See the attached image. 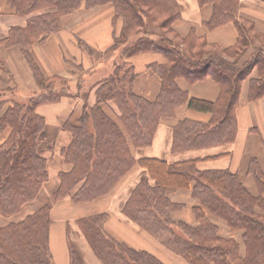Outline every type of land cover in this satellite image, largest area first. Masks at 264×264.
<instances>
[{"label": "trees", "instance_id": "16d2710c", "mask_svg": "<svg viewBox=\"0 0 264 264\" xmlns=\"http://www.w3.org/2000/svg\"><path fill=\"white\" fill-rule=\"evenodd\" d=\"M0 1H5L18 17L27 18V25L11 28L2 43L21 48L40 88L39 94L23 100L10 99L0 91V133L11 129L6 142L0 145L1 217L20 213L26 204L37 199L49 180L48 161L40 148L46 120L37 112L38 107L72 96L69 89L57 90L55 86L58 81L69 84L68 79L45 76L33 58L32 46L58 32L63 16L110 4L114 22H121L114 43H128L130 38L138 37L123 47L122 62L115 65V75L90 89H94L95 103L84 104L78 116L63 125L71 135L70 144L61 151L70 170L59 174L53 201L69 198L76 204L97 202L113 193L138 165L148 177L139 182L123 206L128 220L188 264H264V171L257 158L251 159L248 170L258 189V194L253 195L237 174L201 169L202 159L171 163L134 156L135 150L151 147L159 126L175 118L183 107L209 117L207 121L184 118L172 126L173 154L235 141L241 85L254 69L258 77L250 79L248 100L264 96V47L254 44L264 39V32L252 20L239 15L238 0H198L201 6L213 7L206 23L208 29L228 23L237 28V43L227 49L209 44L194 31L180 38L173 27L181 18L177 0ZM158 20L160 24H155ZM154 24L163 32L157 38L148 35ZM249 46H254L255 51L244 59ZM149 51L160 53L167 60L166 64L149 66L161 82L154 100L134 93L137 74L133 66L125 63L126 59ZM207 78L220 88L216 101L191 97L180 85L183 79L193 85ZM78 92L84 94L80 88ZM178 190H192V197L199 202L193 207L197 226L173 221L172 213L183 206L173 203L169 193ZM51 214V206L44 205L23 220L0 227V264H54L50 249ZM209 214L225 221L232 233L243 231L244 257L239 243L234 237H222ZM108 218L109 214L99 213L77 220L80 232L102 264H167L148 250L120 243L105 227ZM70 233L69 229L71 264H87Z\"/></svg>", "mask_w": 264, "mask_h": 264}, {"label": "crops", "instance_id": "0c3cea01", "mask_svg": "<svg viewBox=\"0 0 264 264\" xmlns=\"http://www.w3.org/2000/svg\"><path fill=\"white\" fill-rule=\"evenodd\" d=\"M177 1L181 8V18L174 23L173 27L180 38H185L190 32L194 31L197 37L204 38L209 44L215 45L221 49L231 48L237 43L238 31L232 23L222 25L212 30L208 29L206 23L210 20L213 13V7L211 4L201 6L198 0ZM238 1L240 3L239 15L252 20L255 23L256 28L259 31L264 32V0ZM113 13V7L110 4L92 9L78 10L64 18L63 29L58 34L47 38L42 43L35 44L32 49V55L45 76H60L68 79L71 83L76 84H83L89 81V79L95 75L93 73L97 71V68L89 73L93 74V76L86 79V76L81 77L72 74L69 65L65 63L64 60V55L70 52L72 53V56L81 57V53L79 52L80 49L77 45L80 42L94 44V48L104 50L98 59L99 66H103V64H115L117 61L122 60L121 50L123 48H118L113 51L111 50L112 45L115 44V32L119 29L114 25L116 22L113 20ZM26 25L27 18L18 17L13 11L7 8L5 1H0V91L4 92L6 96L12 95L20 100L27 99L34 94H39L40 88L34 78L31 66L21 48L8 47L2 42L8 37L11 28L25 27ZM71 38L72 40H70ZM103 40L104 42L102 43ZM76 51H78L79 54H77ZM246 55L244 56V59H246ZM244 59L242 61H244ZM125 63L133 66L137 74L133 85L134 93L149 100H154L159 94L161 82L159 77L149 69V66L151 64H166V58L160 53L149 51L130 57L125 60ZM257 77V70L254 69L249 78L243 81L241 85L239 104L236 110L237 135L235 141L230 145H222L201 151H189L182 154H176L177 156L174 157V159L176 158L174 162L194 159L190 158V156L195 155L196 158L203 160L201 161L203 162L201 165L203 168L200 167L201 169L229 170L240 177L241 182L251 194H258L255 180L248 173L250 161L253 158L259 160L264 171V96L255 101L248 100L250 79ZM95 84L96 82L93 83V86ZM180 85L189 91L191 97L195 98L216 101L220 94L219 86L213 80L208 78L202 83L188 85L187 83L180 82ZM81 94L84 95L82 92ZM93 96L94 89L89 94V105L95 103V96ZM70 103L72 104L70 105ZM70 103H68L67 99H62L57 103L42 105L37 109V112L45 118L46 123L50 127L56 126L54 140L51 145L48 146L49 153H51L52 156L50 158L46 157L48 161L47 167L49 180L43 185L37 199L32 203L26 204L22 208L19 218L22 216L25 218L26 216L33 214L40 207L49 205L47 204L48 199L50 198L53 201V194L60 183L59 174L70 170V166L65 162L61 151L70 144L71 135L63 129V125L67 120L71 119L72 114L78 110L81 100L79 99L76 102ZM57 111L63 112L59 124L53 119ZM208 117L209 116L206 114L191 111L186 107H183L177 113L175 118L165 121L159 126L153 145L150 148L134 151L135 158H156L169 161L167 156H169L170 153L172 154L173 143L172 126L184 118L197 121H207ZM10 132L11 129L8 127L0 133V145L6 142ZM212 160L215 161V163H213L215 165L213 166V164H211V167L207 168L205 162ZM145 177H148L147 172L136 165L126 175L113 193L104 199L91 204H76L69 198L60 202L53 201L50 205L52 208L51 215L53 225L62 223L65 226L62 220L55 219L54 216L64 209H69L63 217L67 222V227H69L68 229H66V226L64 227V237L67 247L69 243L67 232L70 229L71 232L75 233V237L80 243L78 249L84 260H88L91 262L90 264H100L99 259L94 255L86 239L80 232L77 220L99 213H108L109 220L106 222L105 227L107 226V231L113 237L116 239L118 236L122 237L129 245L137 249L148 250L164 260L167 264H176V262L172 260L173 257L160 248V243L136 224L128 220L122 212L123 206L129 199L131 193ZM169 198L173 203L182 205L183 208L190 204L192 214L193 207L199 205V202L192 197V190H178L171 197L169 195ZM181 210L172 213L171 217L173 221L184 222L192 226L198 225L196 219H175V215ZM11 220V217L3 218L0 216V227L7 225ZM220 220L224 223L223 225L219 224V222H213L219 227V230L223 227V229L228 232L229 227L227 223L222 219ZM123 225L137 232V234L145 241L149 242L150 245L139 238L134 237L130 231L123 228ZM237 233L239 234V238L234 239L238 243V239H242L243 243V231ZM70 234V238L72 239L73 234ZM221 236L224 238H231L224 235ZM67 249L69 250V248ZM240 252L242 256L245 255L244 244L243 249L240 248ZM53 259L55 264H60L58 260L55 259L54 255ZM69 263L70 259L68 258L67 264ZM181 264L187 263L183 261Z\"/></svg>", "mask_w": 264, "mask_h": 264}, {"label": "rangeland", "instance_id": "374dc122", "mask_svg": "<svg viewBox=\"0 0 264 264\" xmlns=\"http://www.w3.org/2000/svg\"><path fill=\"white\" fill-rule=\"evenodd\" d=\"M7 6V5H6ZM8 8V7H7ZM72 14V13H71ZM69 15V14H68ZM67 17V15L63 16L62 19H61V29L54 33L53 35L51 36H55L56 34H58L62 29H63V22H64V18ZM116 22V21H115ZM161 21H156L155 24H160ZM152 26L151 28H149V37H155L157 38L159 35L163 34V32L158 28L157 25ZM115 26H117L118 28L120 27L121 25V22H120V19L117 20L116 23H114ZM164 32L166 33L167 36H169L170 38L173 37V34L167 32L165 29H163ZM49 36V37H51ZM48 37V38H49ZM115 37V36H114ZM136 37L138 36H135V37H132L130 38V41L128 43H131V40L132 39H136ZM42 39V38H41ZM72 40V38L70 39ZM104 42V40L102 41V43ZM128 43H126L125 41L123 40H119L118 42L116 41V44H113L112 45V51L113 50H116L118 48H123L124 46L126 45H129ZM35 44H38V43H35ZM34 44V45H35ZM254 44H261V46L264 47V39H259L258 41H255ZM34 45L32 46V49L34 47ZM78 47H79V52L81 53V57H75V56H72V53H67L66 55H64V60H65V63H67L69 65V69H70V72L72 74H75V75H78V76H81V77H85L86 79H88L89 77L93 76V74H95L93 77H91V79H89V81L83 83V84H76V83H71L69 81V84H66L64 85L63 82L61 81H58L56 82L55 86H56V89L57 90H60V88L64 89V88H67L70 90L72 96H68V97H63L62 99H67L68 100V103L70 102H76L78 101L79 99L81 100V103H80V106L78 108L77 111H75L73 114H72V119L76 118L78 116V114L80 113V109L82 107L83 104H88L89 103V96H88V93L90 94V89H92L93 87H95V85L93 86V83H98L100 81H104V80H108L110 78H112L114 75H115V65L118 64V62H122L121 60L120 61H117V63L115 64H112L111 65L109 64H103V66H99L98 64V59H99V56L103 53V49H97V48H94L93 45L94 44H88V43H84V42H80L79 44H77ZM123 50V49H122ZM122 50H121V53H122ZM209 50V49H208ZM254 50V46H249L247 48V52H246V58L249 57V55L253 52ZM255 51V50H254ZM77 54L78 51H76ZM110 53V52H108ZM93 59H91V58ZM101 61V60H100ZM127 64V63H126ZM128 66H130V64H128ZM95 68H97V71H95V73L93 74H89L91 73ZM135 70V68H134ZM82 80V79H81ZM79 82V81H78ZM180 82H184V83H187L184 79L183 80H180ZM202 83V82H200ZM188 85H191L189 83H187ZM195 84V83H194ZM193 84V85H194ZM78 88H80V90H82L84 92V95H80L79 92H78ZM73 94H77V96H73ZM8 98L10 99H18L17 97L15 96H12V95H9L7 96ZM94 97V96H93ZM72 103H70L71 105ZM62 116H63V112L62 111H57L53 117V119L58 122V124L61 122V119H62ZM55 128L56 126H53V127H50L47 123H46V127H45V130H44V133L43 135L41 136L40 138V148L41 150L44 152V155L45 157L47 158H50L52 156L51 153H49V149H48V146L51 145L52 141L54 140V136L56 134L55 132ZM150 148V147H148ZM147 148H144V149H140V150H145ZM185 153V152H184ZM182 154V153H181ZM49 155V156H48ZM177 156L176 154H171L169 156H167V159L171 162H174L175 159L174 157ZM190 158H196L195 155L194 156H190ZM215 160H218V159H215ZM215 163L214 160L212 161H206L205 164H206V167L209 168L211 167L210 165ZM203 164V162H200V167L203 168V166H201ZM215 164H213L214 166ZM176 192H170L169 195L170 197ZM53 203V201L49 198L48 199V202L47 204L51 205ZM69 209H64L60 212H58L57 214H55V219H60L64 222L65 226H66V229H67V225H66V221L63 219V217L66 215V211H68ZM22 211H20V213H18L17 215L15 216H12V220L11 222H18V221H21L24 216H22L21 218H19V214H21ZM177 213V212H176ZM108 214V213H107ZM209 217L212 221H214L215 223H218L219 224H224L220 219H217L215 217H213L211 214H209ZM3 218H6V217H3ZM10 218V217H9ZM175 219H193L195 220L193 214H192V210H191V205L188 204L186 205V207L184 206V208L179 211V213H177L174 217ZM109 218L106 219V222H108ZM115 220V219H114ZM117 221V220H116ZM10 223V222H9ZM124 227L123 228H126L128 231H130L134 237H137L139 238L140 240L146 242L149 244V242L145 241L141 236H139L137 234V232L131 230L129 227L123 225ZM107 228V226H106ZM129 232V233H130ZM73 235H72V243H74V246H76L77 248L80 247V243L79 241L77 240V238L75 237V233L74 232H71ZM220 233L221 235H224V236H227V237H234V238H239V234L238 233H231L229 230L228 232L225 231V229L220 228ZM71 236V234H70ZM136 239V238H135ZM117 240L120 242V243H127L125 242V240H123L122 237H117ZM152 240V239H151ZM239 240V244H240V248L243 249V243H242V239H238ZM154 241V240H153ZM155 242V241H154ZM88 243V242H87ZM159 243V242H158ZM89 245V244H88ZM150 245V244H149ZM160 248L162 250H164L165 252H167L168 255H170L172 258V260H174L176 262V264H181L183 263V261H185L184 259H182L181 257L179 256H175L172 254V252L170 253V251L164 246H161L159 245ZM90 247V246H89ZM68 248H69V243H68ZM91 248V247H90ZM70 250V248H69ZM79 250V249H78ZM92 250V249H91ZM93 252V251H92ZM241 254V252H240ZM243 254V253H242ZM242 256V255H241ZM85 257V256H84ZM244 257V256H242ZM85 262L87 264H90L91 262H89L88 260H85ZM186 262V261H185ZM187 263V262H186ZM55 264V263H54ZM71 264V260H70V263ZM101 264V262H100ZM188 264V263H187Z\"/></svg>", "mask_w": 264, "mask_h": 264}, {"label": "bare ground", "instance_id": "6f19581e", "mask_svg": "<svg viewBox=\"0 0 264 264\" xmlns=\"http://www.w3.org/2000/svg\"><path fill=\"white\" fill-rule=\"evenodd\" d=\"M64 227L62 223H57L52 224L50 228V249L60 264H67L68 258L70 259V251L67 249L64 237Z\"/></svg>", "mask_w": 264, "mask_h": 264}]
</instances>
